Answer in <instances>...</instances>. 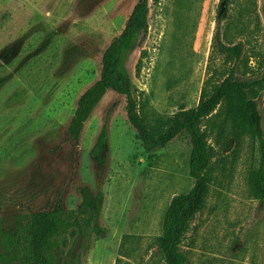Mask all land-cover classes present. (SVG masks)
<instances>
[{
  "label": "rangeland",
  "instance_id": "1",
  "mask_svg": "<svg viewBox=\"0 0 264 264\" xmlns=\"http://www.w3.org/2000/svg\"><path fill=\"white\" fill-rule=\"evenodd\" d=\"M137 2L0 0V218L10 230L34 212L80 209L84 189L102 196L99 229L75 248L81 264H165L157 247L165 214L194 185L187 134L147 153L126 97L111 90L80 139L68 132L80 96L99 80L103 54ZM247 2L150 0L148 60L138 79V50L132 68L134 95L151 123L196 106L206 83L223 78L214 44L227 23L233 26L224 43L243 42L250 69L260 71L264 0H251V12L243 11ZM106 123L102 166L93 150ZM208 129L215 179L182 244L188 264H264V203L249 186L257 150L246 138L233 161V146L222 150L217 127Z\"/></svg>",
  "mask_w": 264,
  "mask_h": 264
},
{
  "label": "trees",
  "instance_id": "2",
  "mask_svg": "<svg viewBox=\"0 0 264 264\" xmlns=\"http://www.w3.org/2000/svg\"><path fill=\"white\" fill-rule=\"evenodd\" d=\"M221 2H226L229 7L239 0ZM149 3L150 0H138L124 30L105 50L100 78L80 96L68 132L74 139H80L85 124L111 90L126 97L128 120L137 130L147 153L163 149L178 136L187 134L192 146L189 174L194 185L188 193L172 199L163 220L162 233L157 238V247L165 264H188L182 244L192 222L204 209L215 179V149L210 143V124L218 129L215 143L222 150L233 146V161L246 138L253 142L257 163L250 175L249 186L253 198L264 203V115L259 102L262 99L264 105V56L256 55L261 60L260 71L252 72L244 43H224L222 37L227 38L233 26L227 23L224 35L217 34L214 44L215 59L221 61L223 78L206 83L196 106L181 109L172 117L153 124L134 95L132 68L136 51L141 52L135 66L138 79L148 60V52L143 48L150 29ZM152 3L157 6L161 0H152ZM251 6V0H248L243 11L251 12ZM218 21L221 22L220 16ZM235 27L240 35L246 33L243 27ZM214 117L220 121L213 120ZM108 138L106 123L93 150L95 160L102 166L106 162L103 152ZM82 196L78 210L34 212L27 217L26 223L21 219L10 230L4 228L0 218V264H81V257L74 256L75 248L81 237L99 229L97 218L102 210V196H94L87 189L83 190Z\"/></svg>",
  "mask_w": 264,
  "mask_h": 264
}]
</instances>
